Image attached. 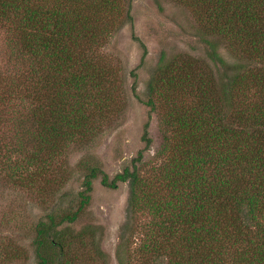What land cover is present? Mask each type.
<instances>
[{"label":"trees","instance_id":"1","mask_svg":"<svg viewBox=\"0 0 264 264\" xmlns=\"http://www.w3.org/2000/svg\"><path fill=\"white\" fill-rule=\"evenodd\" d=\"M175 1L205 34L224 38L236 56L240 51L257 64L232 65L234 72L220 80L196 60L173 57L150 78L146 104L153 111L158 101L161 111L156 164L143 158L152 142L145 124L144 146L130 163L112 178L101 171L107 187L127 183L126 227L134 215L147 218L128 262L133 256L135 264L162 257L165 264H264V0ZM119 7L118 0H57L50 6L0 0V15L18 27L15 43L29 60L26 94L36 103L27 111L33 130L28 124L13 141L40 142L21 163H8L9 173L47 162L43 152L59 136L83 134L97 113L108 110L111 83L96 49L110 26L109 19L101 22L104 14ZM99 171L88 169L76 210L50 213L37 223L36 264H70L71 245L93 237L88 227L66 235L57 226L77 219Z\"/></svg>","mask_w":264,"mask_h":264},{"label":"rangeland","instance_id":"2","mask_svg":"<svg viewBox=\"0 0 264 264\" xmlns=\"http://www.w3.org/2000/svg\"><path fill=\"white\" fill-rule=\"evenodd\" d=\"M43 1L47 6L57 3ZM118 4L117 12L104 14L101 22L109 19L110 26L96 49L111 83L108 110L90 119L83 134L59 136L57 143L43 152L47 162L26 170L24 166L20 174L9 173L6 166L21 163L40 144L32 138H19L17 144L13 141L17 140L16 131L21 133L28 124L34 128L27 111L36 103L26 94L30 89L26 75L29 60L15 43L18 27L7 20V14L0 15V264H36L33 242L37 223L47 220L50 213L77 209L78 193L93 166L100 171L92 180L89 202L76 220L57 226L66 235L88 227L93 236L85 245H71L74 257L70 264H130L128 253L133 254L130 251L138 241L140 224L147 218L134 215L126 227L127 183L107 187L101 182V171L112 178L130 163L144 146L145 124L152 142L143 158L156 164L161 111L158 101L153 111L146 104L150 78L173 57L186 63L196 60L220 80L234 72L232 65L243 69L257 64L240 51L236 56L224 38L205 34L179 1L118 0ZM23 116L26 122H21ZM155 264H165V259L158 258Z\"/></svg>","mask_w":264,"mask_h":264}]
</instances>
